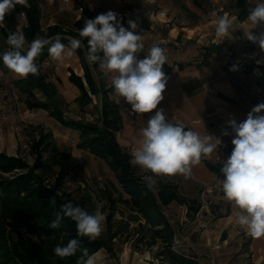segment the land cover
Segmentation results:
<instances>
[{
	"label": "trees",
	"instance_id": "trees-1",
	"mask_svg": "<svg viewBox=\"0 0 264 264\" xmlns=\"http://www.w3.org/2000/svg\"><path fill=\"white\" fill-rule=\"evenodd\" d=\"M235 7L237 20L246 19L250 12L247 1L236 0ZM16 10L25 12L26 23L18 30L14 13L5 15L4 21L0 22V56L9 50L6 41L8 35L13 32L24 33L25 51L35 39L54 42L59 36L66 47L71 39H81V47L75 54L83 70L82 75L72 68L69 69L68 75L69 81L79 91L74 99L71 100L65 94L58 78L54 82L46 79L42 67L49 57L50 45H46L35 60L39 75L29 74L26 78H13L12 84L24 95V103L28 109L44 110L62 127L78 131L76 147L104 160L114 173L118 186L110 183L96 190L97 196L104 203L101 207L107 209L105 228L97 239L89 240L87 237L78 236L75 222L67 217L62 220L58 229H50L48 224L55 219V213L60 211L65 202L71 201L92 213L96 209L97 198L87 187L82 186L74 189L73 192L77 196L69 193L62 186V173L54 174L50 179L48 173L52 171L55 162L44 153L58 151L52 132L42 125H26L24 134L28 136L31 153L34 154L33 163L20 152L12 155L0 151V264H77L82 254L79 251L75 256L67 258L54 254L57 245L66 246L74 238L80 241L82 249L88 250L89 255L104 249L116 260L123 244H128L133 251H149L159 264H199L198 260L175 250L174 227L163 210L171 202H176L187 205V215L191 216L202 204L199 197H185L178 190L177 184L170 182L165 176H155V182L151 186L147 185L144 177L148 173L138 166L130 165L132 153L130 149L121 146L117 139V133L123 126V117L119 104L111 97L112 84L107 85L102 80L98 64L86 60L87 38L79 37V30L84 26L85 20L94 19L98 14L83 7V14L71 27L55 23L42 28L41 7L37 0H27L26 5L18 4ZM250 49L259 54L258 46H252ZM222 50L221 42L205 45L201 60L196 66H208L210 58ZM188 64L174 62L172 66L165 64L163 69L169 71L174 66L182 68ZM254 65L264 69V64L254 63L245 66V69ZM0 70L3 73L10 72L2 59ZM92 96L96 97L99 107L97 119L84 120L65 116L62 104L76 102L82 108L92 102ZM69 154L66 150L62 154L63 159L68 158ZM204 162L209 170L223 179L220 171L222 163H212L208 160ZM53 198L56 201L54 205L50 203ZM119 205L138 212L144 222L131 226L127 220L117 218L115 213ZM225 236L224 232L222 237ZM249 239L245 244L249 243ZM245 264L252 262L247 260Z\"/></svg>",
	"mask_w": 264,
	"mask_h": 264
},
{
	"label": "crops",
	"instance_id": "crops-1",
	"mask_svg": "<svg viewBox=\"0 0 264 264\" xmlns=\"http://www.w3.org/2000/svg\"><path fill=\"white\" fill-rule=\"evenodd\" d=\"M37 1L41 7L42 28L55 23L71 27L80 17L75 10L78 6L87 7L97 14L113 11L118 14V17H122L121 22L125 28H128L129 20L137 23L135 31H139L143 37L145 52L155 44L165 49L168 58L166 65L172 66L174 62L189 63L182 68L174 66L169 71L163 69L168 80L163 93L164 99L158 105V109L164 110L170 122L183 124L187 130L191 129L201 136L210 134L218 137L222 143L213 153L203 155L198 165L192 166L191 175L188 178L182 174L165 176V178L177 184L180 193L187 198L199 197V191L204 189L208 190V193L219 190L222 194L220 198L225 199L221 184L223 179L209 170L204 160L223 163L233 149L231 140L234 134L222 135L224 130L231 132L227 122L230 119H235L237 123L243 122L254 106L264 102V80H262L264 69L256 65L245 69V66L252 62L242 58V55L250 59L254 58V64H257V60H261L253 55L252 50L246 51L248 48L244 46L251 44L245 34L249 30L256 33L264 32V24L252 29V25L246 19L238 21L235 3L234 11L222 13V15L227 14L233 21L234 29L225 38L218 36L215 31L220 15L205 20L203 12L197 9L199 5L195 7L190 0H104L105 3L101 5V8H97L95 0H70L67 5L63 4V0ZM246 1L251 11L255 6H252L251 0ZM192 32L195 37L194 42L189 41ZM178 36L180 38H177ZM210 42L223 43V50L210 58L208 66L197 67L203 47ZM66 52L67 47L65 55L59 60L49 55L43 63L42 70L47 80L54 82L58 78L65 89L71 90L69 96L74 99L79 91L68 79L69 69L72 68L79 75H82L83 70L77 56L69 57ZM144 55L145 53H140L139 58H143ZM233 65L237 66L236 71H230ZM0 73L3 72L0 70ZM116 102L119 107L129 105L124 98L120 97L116 99ZM155 111L149 114L136 113L134 116L123 114V126L117 133L120 145L128 149L134 146L137 149L142 138L141 130L146 127L149 116ZM34 125H42L51 130L57 146L64 144L70 147L76 146L78 131L65 127H62L63 130L56 129L53 123L48 124L41 120L34 121ZM69 134L71 138H68ZM215 137H212L213 143ZM7 139L10 142V139L5 136V141ZM5 141H0L2 147ZM10 144L12 152L6 153L15 155L18 153L17 139L14 137ZM0 151L3 150L0 148ZM67 151L70 152L68 158L60 159L65 170L63 173L65 185H69L73 190L77 186L87 187L96 197V190H93L88 180L90 177L95 180L101 179L98 187L104 188V183L118 186L114 173L104 160L84 149L77 148V151H74L67 148ZM56 156L58 157L59 154ZM102 202L103 200L100 203ZM163 210L174 227L176 251L198 260L199 264H224L219 261L215 263L214 251L218 253L219 250L215 249H219L218 247L226 242L228 228L242 227L236 222L239 210L231 202L227 201L224 206L225 212L222 214H216L213 208L203 203L191 216L187 215V205L176 202H171ZM115 216L127 220L131 226L144 222L138 212L122 205L117 207ZM224 232L226 236L222 237ZM218 241H220L219 245ZM249 251L252 253V264L255 260L264 259V237H251ZM93 255L95 264H113L104 249L98 250ZM155 261L157 260L153 259L149 251H133L127 244L118 254V264H157Z\"/></svg>",
	"mask_w": 264,
	"mask_h": 264
},
{
	"label": "clouds",
	"instance_id": "clouds-1",
	"mask_svg": "<svg viewBox=\"0 0 264 264\" xmlns=\"http://www.w3.org/2000/svg\"><path fill=\"white\" fill-rule=\"evenodd\" d=\"M26 5L27 0H0V22L16 5ZM122 18L113 11L98 14L94 19H86L79 30V37L87 38L88 50L86 60L98 64L106 74H112L114 94L124 98L131 105L133 113L149 114L147 125L141 130L140 146L132 153L130 165L138 166L145 173L144 181L151 186L155 176L191 175L192 166L201 162L203 155H208L221 145L220 138L213 135L201 136L197 132L185 129L183 124H173L158 105L164 99L168 77L163 71L167 62L165 49L159 45L151 46L145 52L143 37L136 34L137 23L127 21L128 28L121 22ZM246 20L255 29L264 24V0H255ZM131 29V30H129ZM216 34L228 37L233 29V21L222 15L216 22ZM246 38L264 52V32L249 30ZM9 50L0 59L4 66L17 76L26 78L29 74L39 75L35 63L46 45L49 55L59 60L65 55L66 45L57 36L54 42L48 39H35L25 51L26 37L23 32H13L7 37ZM81 39L69 41L66 55L71 57L81 47ZM145 53L139 58L140 53ZM257 65L264 60H257ZM233 65L230 71H236ZM259 74L258 69L256 70ZM158 109V110H157ZM264 102L254 106L243 122L230 119L227 124L231 132L224 130L223 136L234 134L230 156L223 160L222 191L224 198L239 211L236 222L245 228L254 238L264 237ZM215 137V142H212ZM55 204V198L50 201ZM67 217L75 222L77 235L89 240L97 239L106 220L99 206L89 213L71 201L61 205L55 219L48 224L50 229H58ZM81 252L77 264H95V256L82 249L78 239H71L66 246L57 245L54 254L60 258L72 257Z\"/></svg>",
	"mask_w": 264,
	"mask_h": 264
},
{
	"label": "rangeland",
	"instance_id": "rangeland-1",
	"mask_svg": "<svg viewBox=\"0 0 264 264\" xmlns=\"http://www.w3.org/2000/svg\"><path fill=\"white\" fill-rule=\"evenodd\" d=\"M193 2L195 7L197 5V9L201 10L203 12L204 19H211L213 16L218 17V15H222L225 11H234V3L235 0H190ZM253 2L252 6H255V0H251ZM95 5L97 8H101V5H103L105 2L104 0H95ZM251 4V3H250ZM189 37V41L194 42L195 37L192 35ZM252 46H255L254 43L251 42L249 45H245V48L247 50H251L250 48ZM25 48V47H24ZM253 55H256L261 60H264V52H261L259 49V54L257 55V52L253 51ZM76 54L74 53V55ZM231 57V56H230ZM243 59H246L247 61H251L252 64L254 63L253 59L248 58L247 56L242 55ZM229 59V58H228ZM80 70V67L78 68V72ZM102 74V80L107 84H112V75H106L101 69ZM15 73L8 72V73H0V141H5V136L10 139H7L4 142V147L0 144L1 150L5 152H12L11 149V140L14 139V137L17 139L18 143V149L17 151L21 153L30 163H33L34 161V154L31 153V145L28 140V136L24 134V129L26 128V125H34V121L41 120L42 122H46L48 124H54V127L56 129L63 130L62 126L56 122L52 121V117L47 114L46 111L43 110H37V109H28L25 106L24 103V95L21 94L12 84V79L17 78ZM62 90L65 92V94L70 98L69 94H71V90L65 89L63 84L61 83ZM92 102L87 104L84 107H80L76 102H71L70 104H62V109L64 110V114L66 117H73V118H81L84 120H95L99 117V107L97 104V99L95 96H92ZM71 99V98H70ZM118 99V98H116ZM115 99V100H116ZM72 100V99H71ZM135 115V114H134ZM133 115V116H134ZM54 120V119H53ZM68 138H71V134L68 135ZM69 148L70 150L77 151L78 147H70L69 145H59L57 152H50L49 154L45 152V156H48L51 160H54L55 164L53 166V169L51 172L48 173V176L50 179H52L54 174L57 173H65V170H63L62 162H60V159L62 157V154ZM80 149V148H79ZM59 154L57 157L56 155ZM63 178V175H62ZM89 183L93 190H97L98 182H101V179L95 180L93 177H90ZM63 181V180H62ZM110 184V183H108ZM65 190H67L69 193H72L74 196H77L74 190L69 187V185H62ZM106 187L107 185L104 183L103 185ZM203 190L199 191V199L203 204L208 205L209 207L213 208L216 214H222L225 212L224 206L227 204L226 199L220 198V191L219 190H213L209 193L205 192L204 195H202ZM97 198V203L95 204V208L99 206L102 210V212L105 214L107 212V209L101 207L103 206V202H101L100 197ZM93 213V212H92ZM169 213V212H168ZM105 228V225L103 224V230ZM102 230V232H103ZM101 232V233H102ZM227 240L222 244L219 249L218 253L214 251L215 253V263L217 261L223 262L224 264H243L247 260L252 261V253L249 251V243L245 244V242L251 238L252 236L245 230L243 227H235L234 229H227ZM218 241V245H219ZM241 242V244L239 243ZM125 244H123L124 246ZM128 245V244H127ZM122 246V248H123ZM122 250V249H121ZM120 253V252H119ZM110 257V256H109ZM111 258V257H110ZM220 259V260H218ZM113 264H118V259L111 258ZM157 264H159L158 261H155ZM254 262V261H253ZM264 262V259L260 258L259 260H255L253 264H261ZM205 263H207V260H205Z\"/></svg>",
	"mask_w": 264,
	"mask_h": 264
},
{
	"label": "built area",
	"instance_id": "built-area-1",
	"mask_svg": "<svg viewBox=\"0 0 264 264\" xmlns=\"http://www.w3.org/2000/svg\"><path fill=\"white\" fill-rule=\"evenodd\" d=\"M69 1L70 0H63V4L64 5H67ZM75 10H76V12L80 16L83 14V6H78ZM11 13H14V15H15V18H16V21H17V26H16L17 29L18 30H21L22 26L25 25V23H26V15H25V12L23 10H16V6H15V8L10 13H8V14H11ZM136 34H140L141 35V33L139 31L136 32ZM207 89L208 90H211L210 87H207ZM111 97L114 100L116 98H118V96H116L114 94V90H112V92H111ZM120 110H121L122 115L123 114H126V115L133 116L134 114H136V113H133L132 112L131 105L120 106ZM129 149H130L131 153H133L136 150V148L134 146H131ZM205 192L208 193V190H204L203 189V191H202L201 194L204 195ZM261 264H264V262H262Z\"/></svg>",
	"mask_w": 264,
	"mask_h": 264
}]
</instances>
